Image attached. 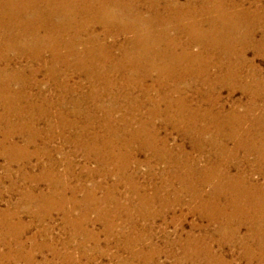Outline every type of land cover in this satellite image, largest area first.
I'll return each instance as SVG.
<instances>
[{"label": "bare ground", "instance_id": "6f19581e", "mask_svg": "<svg viewBox=\"0 0 264 264\" xmlns=\"http://www.w3.org/2000/svg\"><path fill=\"white\" fill-rule=\"evenodd\" d=\"M248 51L264 57V0H0V122L6 126L0 128L1 141L10 142L15 131L27 132L28 146L38 135L71 132L74 146L86 154L109 148L99 167L116 159L126 171L135 148L148 151L155 160L172 164L168 179L177 185L173 196L187 192L190 212L208 222L193 225L197 234L164 239L165 249L180 246V257L168 251L177 264H225L214 244L220 249L239 246L245 259L264 262V182L252 179L254 174L264 179V73L247 59ZM41 67L47 71L45 83L37 80ZM77 74L80 78L70 86ZM43 86L55 95L46 96ZM30 87L42 90L33 96ZM223 88L230 96L236 88L247 95L242 113L223 109ZM40 119L46 125L39 131ZM162 127L177 132L191 150L182 143L169 147L159 135ZM18 145L11 142L1 149L21 153L25 146ZM10 161H16L15 155ZM127 177L130 181L137 173L130 171ZM55 186L36 194L26 190L21 199L42 213L58 205L64 214L73 209L85 218L82 212L89 208L111 230L114 218L125 214L135 235H118L129 247V259L151 264L163 253L153 246L152 235L137 230L130 208L120 202L114 206L108 192L100 202L110 208L91 205L96 202L86 197L82 207L72 199L66 202ZM160 188L154 187L155 194ZM137 193L139 217L152 218L149 209H141L153 197ZM211 224L215 226L208 229ZM8 230L13 245L22 247L16 238L21 233L15 237L14 227Z\"/></svg>", "mask_w": 264, "mask_h": 264}, {"label": "rangeland", "instance_id": "374dc122", "mask_svg": "<svg viewBox=\"0 0 264 264\" xmlns=\"http://www.w3.org/2000/svg\"><path fill=\"white\" fill-rule=\"evenodd\" d=\"M191 50L195 51L196 48L192 47ZM8 55L13 57L14 53H8ZM246 57L248 60H254V64L259 66L260 68H258L264 73V57L255 58L251 51L246 53ZM22 63L25 64L26 60L22 59ZM40 69L39 73L41 74H37V80L39 83H45L48 79L47 71H45V68L42 69V67ZM62 73L64 72H60L58 75L62 76ZM77 76L78 74L71 78L70 86L74 84V80H78ZM42 88L44 90H41L46 96L49 95L51 97L56 93L54 89L53 91L45 86ZM28 89L33 96L41 91L34 87L27 88V91ZM190 94L192 93L189 92L188 95ZM220 97V104H223L224 110L237 109L238 113L243 112L247 95L242 90L233 89L232 96H230L229 90L223 88L220 91ZM238 103H242V108H238ZM217 108L219 107L217 106ZM249 118L254 119L253 116ZM39 123L36 127L40 131L46 123L44 119H40ZM0 128L3 131L5 130L4 122H0ZM55 131L56 133L50 135V137L38 135L28 146L25 145V141H28L25 138L29 137L27 132L24 134H20L17 131L13 132L9 138L10 142L4 144L0 135V264H123L125 261L132 264H145L129 259L128 251H126V247L127 249L129 247L122 243L123 235H118L120 232H124L131 237L135 235V231L130 228V224L124 222L126 221L125 211H122L124 215H121V220L114 218L113 224L115 228L111 230L104 226L106 220L101 216H95L89 208L87 211L82 212L86 213L85 218L82 217L81 213H77L73 209L67 210L68 206L66 204L71 206L73 204L71 202L64 204L63 207L68 213L64 214L66 211L63 212V209L61 210L58 205L53 206L52 211L47 210V212L43 211L44 213H42L34 206L27 205L21 199L23 197L21 195L26 190H31L36 194L37 192H47L50 186L53 188L55 185L56 190L60 191L61 194L64 192L66 202L74 200L83 205L82 207H86L84 204L85 199L91 198L96 202V204L90 202L91 205H101L100 207H103V209L110 208L109 204L100 202V200L103 201L105 192H108L109 197L112 198L111 203L115 206L116 203L119 204L118 202H120L123 207L128 206L131 211L129 216L133 222H136L137 230H141L143 234L152 235L153 246L160 247L163 250V253L159 257L154 258L155 261L153 260L151 264H177L168 253L171 247L166 249L163 247L164 241L173 242L178 240L180 236L184 237L185 234L191 232L197 234L199 230H193V225H208V222L201 220L199 216L190 212L192 204L189 202L190 197L186 194L187 192L177 193L176 196H179L181 201L178 203L174 202V197L176 196H173V190H175L177 185L168 179V172L173 169L172 164L165 161H157L154 157H151L150 152H139L135 148L133 157L135 159L134 161L131 159L133 163L129 165L127 171L119 167L122 164L117 163L116 159H108L110 162L102 163L100 168L99 158H101L103 152L110 151L109 148L102 151H97L98 148H95L97 154L91 153L89 155L82 150H77L74 146V142L69 138L73 133L66 132V135L61 136L57 130ZM158 132L161 137L168 139L169 147L182 143L186 151L189 152L191 150L189 143L183 141L181 136L170 128L162 127L158 129ZM11 142L17 145L20 144L18 145L19 147L25 146V149L21 153H7L6 149H1L6 148ZM91 148H94V145ZM32 149H35V151ZM13 155H15V162L10 161ZM192 156L196 157L197 154L192 153ZM204 164L205 162L202 160L200 165ZM106 166L108 167L106 168ZM148 170H151V173H148ZM130 171H135L137 177L129 181L126 176ZM102 173H104V176H102ZM105 174L107 175L105 176ZM50 178H57V180L53 181ZM252 179L258 183L264 182V179L258 174H254ZM60 182L61 184H59ZM133 184L137 187L136 191H134ZM155 186L162 187L159 189L158 194L154 192ZM137 192H140L139 194L143 192L153 197L152 203L148 205L149 207L141 209L144 212H149L150 210L151 214L154 215L152 218L139 217L137 213L140 210L139 206H137L139 201L134 198L135 195L133 194ZM52 200H57V198ZM164 204L167 207H164ZM44 209L46 210V208ZM125 210L128 212L127 207ZM64 215H66V219ZM79 221L80 223L75 225V222ZM8 226L14 227L15 231L11 232L14 236L15 233H21L18 237L15 236L22 240L20 243L22 247L17 246L21 248L18 250L19 257H17L18 254L16 253L18 248L13 245L14 240L11 234L7 232L9 231ZM214 226L215 224H211L208 229ZM241 232L244 233L246 231L242 229ZM142 243H144V247L145 243H147L146 239L142 238ZM215 245L212 246L214 253L220 255L225 264H264V262H259L256 259H245L243 250L239 246L229 245L220 249ZM177 246L172 247L171 251L180 257V246ZM131 247L137 252L140 251L139 248H134L133 245ZM27 256L32 257V259L27 260ZM180 264H184V262Z\"/></svg>", "mask_w": 264, "mask_h": 264}]
</instances>
